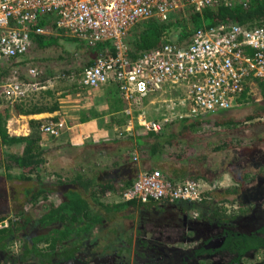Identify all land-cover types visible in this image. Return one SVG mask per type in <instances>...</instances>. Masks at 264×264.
Listing matches in <instances>:
<instances>
[{"label": "trees", "instance_id": "16d2710c", "mask_svg": "<svg viewBox=\"0 0 264 264\" xmlns=\"http://www.w3.org/2000/svg\"><path fill=\"white\" fill-rule=\"evenodd\" d=\"M248 4L249 6L240 2L233 5L220 3L203 13L192 10L175 12L166 22H141L126 39L129 54L135 59L143 51L160 48L168 43L185 45L197 28L204 25L210 28L222 23L246 27L263 24L264 0H249ZM40 25L49 31L56 30V16H44ZM59 31L58 35H33V43L27 54L1 63L0 88L14 77L30 82L31 68L43 70L37 79L42 83L59 72L78 73L107 53L106 43L92 45L85 40L60 36L64 32ZM77 60H83L84 65L76 64L71 69L63 68V71L60 69L74 61L78 63ZM77 84L72 88L75 89ZM248 91L247 88L245 95ZM24 104V101L13 104L14 111L28 114L41 110L37 107L26 110ZM11 106L0 100V209L5 208L0 210V222L9 221L7 227L0 228V264L29 263L36 259L40 264H59L60 261L73 259L81 253L104 255L113 251L120 256L126 253L122 261L130 262L132 246H125V209L128 205L110 204L102 200H105L108 192H122L133 184L132 181L125 185V176H121L117 170L136 160L131 155L134 148L126 146L125 150L124 138L118 137L119 139L109 142H89L81 147L57 145L44 149L40 127L51 120H31V132L28 135H12L5 125L11 117ZM47 109L53 111L55 108L52 106ZM254 109L255 114H262L264 105L257 104ZM197 121L195 119L191 124L182 123L180 126L189 131L190 127L197 125ZM117 122L118 125L122 123ZM175 123H169L164 133L161 130L147 136L150 157L159 163L163 162L165 166L170 165L171 161L178 166L185 163L187 155L182 149L186 148L180 147L194 133L192 129L187 136L181 130L177 132ZM203 123L209 124L208 121ZM234 127L228 130L233 131ZM119 135L123 136V132ZM179 148L181 153L175 151ZM189 148L197 162L198 156L205 155L203 149L202 153L196 147ZM216 148L215 151L219 147ZM227 158L224 166L235 176L239 186L211 193L210 199L198 208L205 219L226 223L237 220L236 216L240 213H249L255 208L244 203V198L250 195L244 191V187L256 178H264V163L258 167L247 165V169L239 168L242 172H235V168H230L232 159L229 156ZM193 165L197 166L195 163ZM155 169L159 168L154 167ZM192 175L190 179L202 176H195L194 172ZM225 203L237 204L240 212L227 215L221 207ZM262 203L264 204V200ZM246 240L250 244L249 248L264 247V239L256 234L246 237ZM16 243H21L22 246L21 252L17 254L10 250Z\"/></svg>", "mask_w": 264, "mask_h": 264}, {"label": "built area", "instance_id": "2783aa9c", "mask_svg": "<svg viewBox=\"0 0 264 264\" xmlns=\"http://www.w3.org/2000/svg\"><path fill=\"white\" fill-rule=\"evenodd\" d=\"M236 2L249 6V0H0V64L27 54L33 35H58L59 30L92 45L110 43L111 51L99 56L94 65L81 73L62 72L56 79L76 82L89 90L115 82L126 104L125 114L130 117L125 130L133 131L138 125L146 134L160 132L178 118L232 109L247 91L249 80L264 85V23L253 27L235 23L210 28L204 25L197 28L185 45L168 43L143 51L135 59L126 44L128 35L144 21L166 22L175 12L203 13L220 3ZM49 14L56 16V30L49 31L40 25ZM42 73L37 68L29 70L33 79ZM42 84L32 79L30 82L11 79L1 86L0 100L13 105L29 98ZM166 88L180 90L181 95L169 94L170 98L164 102L163 120H149L145 100L165 92ZM248 94L256 97L251 87ZM67 130L69 126L63 118L40 127L43 136L54 138ZM218 188L216 183L196 179L174 181L155 169L142 171L118 198L120 202L200 205ZM223 208L228 212L237 209L228 203ZM8 225V220L0 222V228Z\"/></svg>", "mask_w": 264, "mask_h": 264}, {"label": "crops", "instance_id": "0c3cea01", "mask_svg": "<svg viewBox=\"0 0 264 264\" xmlns=\"http://www.w3.org/2000/svg\"><path fill=\"white\" fill-rule=\"evenodd\" d=\"M61 34L60 36L66 37L65 33ZM109 46L111 44L106 43V49L111 51V47ZM75 61L67 67L62 66L60 69L63 71V68L71 69L76 64L84 65L83 60H77L78 63ZM83 70H79L78 73H81ZM57 75L58 73L48 79L49 81L44 82L42 88L34 92L32 91L30 97L23 100L26 110L37 107L41 109L39 112L19 114L14 111V105L10 107L13 109L10 112L11 117L5 122L9 133H11L10 131L14 132L12 135H26L28 132L30 133L31 126L29 123L31 120L63 118L66 119L69 130L65 131L59 138L42 135L41 141L44 149L57 145L81 147L89 142L103 143L123 137V140H125V150L127 149L126 146L128 148L133 147L131 155L136 159L135 161L133 160L134 162L125 164L124 168L117 170V172L121 173V176H125V185L132 181L134 183L142 171L154 170V167H157L168 178L172 177L178 181L190 179L194 172L195 176L196 174L202 175L197 177L198 179L196 180H202L211 185L216 183L219 186L218 190L224 191L239 186L235 176L224 166L227 163L228 156L232 159L230 168H235V172H242L243 170L239 168L247 169L245 167L247 165L252 164L258 167L259 164L264 163V161L262 162L264 160V152L262 150L264 149V112L262 114H255L254 109L257 104L261 103L264 105V85L261 81L256 80L253 82L249 80L247 88H253L256 97H251L249 94L246 93L245 95L244 93L230 110L217 111L198 118H178L173 120L172 122H176L174 128L177 132L181 130L187 133V136L192 129L194 133L187 140H184V145L180 147L186 148L182 149L186 151L187 155L185 163L182 166H178L176 162L171 161L170 165L165 166L163 162L159 163L157 160L152 159L150 157V149H147V145L149 146L147 136L155 132L146 134L138 125L135 126L133 131L125 130L130 117L125 114L126 104L121 98L115 82L108 83L96 90L83 88L79 84L74 89L71 86L76 84V82L56 79ZM31 79L38 81V78ZM50 82L52 83L48 84ZM170 93L174 97L181 95L180 90L176 91V89L166 88L165 92H161L155 96L152 95L148 98V101L144 104V108L149 120H163L166 112L164 102L170 98L168 97ZM52 106L55 109L49 111L47 108ZM195 119H198L197 125L194 128L190 127L189 131H185L180 126L182 123L191 124ZM117 120L122 123L118 125ZM204 121H208L209 124L203 123ZM222 121L223 123H220ZM168 124L163 128V133L165 128L169 126ZM233 126H235V129L229 131L228 128ZM121 131L123 132V136L119 135ZM143 145L145 146L141 149L140 147ZM189 147H196L198 151H202L203 149L205 152V155L202 156L201 154L197 157L199 163L195 160ZM216 147H219L217 151H215ZM180 148L179 150L175 149V151L181 153ZM193 163L197 164V166H194ZM120 193L108 192L105 200L102 201L110 204L124 203L128 205L125 209V246L126 244H131L130 262H133L137 241L140 238L142 239V237L150 238L153 236L158 231L155 224L157 221L176 220L178 213L177 211H173L174 209L169 210L170 204L167 202L150 201L143 203L136 200L120 202L118 198ZM182 203L177 202L175 204L178 208L186 206V204ZM130 204L133 205L130 206ZM198 208L199 205L194 204L191 213L195 215L196 211H199ZM177 243L174 244L178 245ZM130 262L126 263L125 261V264H131Z\"/></svg>", "mask_w": 264, "mask_h": 264}, {"label": "flooded vegetation", "instance_id": "af4514ba", "mask_svg": "<svg viewBox=\"0 0 264 264\" xmlns=\"http://www.w3.org/2000/svg\"><path fill=\"white\" fill-rule=\"evenodd\" d=\"M244 191L250 194L248 198H244V203H249L255 208L249 213H240L236 216L237 220H231L228 223L205 219L200 214V210L196 211V215L192 214L191 209L194 204L183 202L182 204H186V206L178 208L175 203H169L171 210L174 209L173 211L178 213L176 220L157 221L155 224L158 231L150 238L142 237L137 241L134 260L130 263L264 264V247L261 249L249 248L250 244L246 240V237H252V234L264 239V230L259 232L264 229V204L262 203L264 200V178H256L247 183ZM221 207L227 215L240 212L239 206L233 212L226 211L222 205ZM176 242L178 245L174 244ZM21 247V243H19L18 253L21 252ZM76 257L83 264H125L122 261L125 259V255L120 256L114 251L104 255L81 253ZM61 262L64 261H60L59 264ZM18 264L40 263L36 259L29 263Z\"/></svg>", "mask_w": 264, "mask_h": 264}, {"label": "rangeland", "instance_id": "374dc122", "mask_svg": "<svg viewBox=\"0 0 264 264\" xmlns=\"http://www.w3.org/2000/svg\"><path fill=\"white\" fill-rule=\"evenodd\" d=\"M59 74V73H58ZM52 82H50V83H48V84H51ZM56 83H58V82H56ZM56 83H53V84H56ZM70 86H71V84H70ZM72 87V86H71ZM148 101V99L147 100H145V102H147ZM258 132V131H257ZM264 160H262V162H263ZM15 174H17V173H15ZM0 195H1V190H0ZM224 205V204H223ZM222 205V206H223ZM237 206V208H238V205H236ZM1 208V207H0ZM166 210H167V208H165ZM169 210L171 209L170 207L168 208ZM0 210H5V208L4 207H2V209H0ZM233 212V211H232ZM233 214V213H232ZM18 246H19V243H17L16 245L14 244L13 245V247L10 249V250H12V252H14V253H18V251H17V249H18Z\"/></svg>", "mask_w": 264, "mask_h": 264}, {"label": "water", "instance_id": "95a60500", "mask_svg": "<svg viewBox=\"0 0 264 264\" xmlns=\"http://www.w3.org/2000/svg\"><path fill=\"white\" fill-rule=\"evenodd\" d=\"M262 150L264 152V149H262ZM60 264H83V263L79 260V258L76 257V258L70 259L68 261L61 262Z\"/></svg>", "mask_w": 264, "mask_h": 264}, {"label": "clouds", "instance_id": "9594fccd", "mask_svg": "<svg viewBox=\"0 0 264 264\" xmlns=\"http://www.w3.org/2000/svg\"><path fill=\"white\" fill-rule=\"evenodd\" d=\"M226 204V203H225ZM229 204V203H228ZM232 204V203H231ZM232 205H234V204H232Z\"/></svg>", "mask_w": 264, "mask_h": 264}]
</instances>
